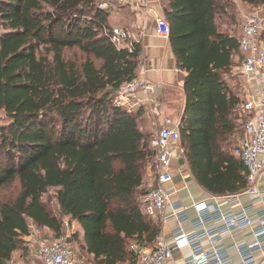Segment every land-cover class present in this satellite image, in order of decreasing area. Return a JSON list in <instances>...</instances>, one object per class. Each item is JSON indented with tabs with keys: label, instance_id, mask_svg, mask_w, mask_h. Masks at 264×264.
Segmentation results:
<instances>
[{
	"label": "trees",
	"instance_id": "obj_1",
	"mask_svg": "<svg viewBox=\"0 0 264 264\" xmlns=\"http://www.w3.org/2000/svg\"><path fill=\"white\" fill-rule=\"evenodd\" d=\"M99 1L0 0V111L7 117L0 126V264L28 255L32 225L52 239L64 236L63 220L43 200L50 189L62 215L83 231L71 245L78 241L92 264H138L131 245L153 246L161 234L140 203L157 154L152 129L145 130L141 107L114 104L138 77L141 44L130 52L113 43L111 8ZM162 10L177 66L187 72L183 157L209 193L245 192L247 169L234 153L245 97L228 79L244 56L241 33L224 28L238 20L235 1L162 0ZM16 181L15 194L3 193Z\"/></svg>",
	"mask_w": 264,
	"mask_h": 264
},
{
	"label": "built area",
	"instance_id": "obj_2",
	"mask_svg": "<svg viewBox=\"0 0 264 264\" xmlns=\"http://www.w3.org/2000/svg\"><path fill=\"white\" fill-rule=\"evenodd\" d=\"M131 0H100L101 9L114 6L128 5ZM245 20L240 34V48L243 60L240 71L255 83L254 89L247 88L248 97L242 105L246 115L242 135L234 148V153L243 162L248 173L249 193L254 198L259 196L258 181L264 173V40L261 32L264 30V19L258 13L244 15ZM134 26H116L113 28L111 39L120 49L126 47L130 52L139 42L134 33ZM156 33L161 37H169L170 26L164 16L156 18ZM155 85L145 80L135 79L124 84L118 91L114 104L125 107L129 112L136 109L141 101L138 93L151 95L155 92ZM246 89V87H245ZM154 139L152 145L157 154L153 164L154 185L140 197L143 210L154 219L160 221L176 218L182 221L186 211L194 208L197 212L199 234L192 235L180 229L168 241L160 234L153 246L141 247L134 243L131 249L138 256V264H232L221 246L222 236L242 229H251L254 240L243 250V259L240 264H261L254 253L264 248V211L253 215L244 209L240 212H225L220 209V203L214 198L212 203H194L178 205L171 203V192L168 188L174 180L173 164L179 161L180 146L179 125L171 119L164 121L154 120L151 123ZM239 195V194H238ZM238 195L226 196L232 202ZM171 206V213L167 207ZM217 216L222 221V228L217 230L209 226L212 218ZM207 242L208 246L202 245ZM188 249L190 252L182 256V263L176 255ZM38 259L41 264H77L73 247L68 237L59 239H42L38 243Z\"/></svg>",
	"mask_w": 264,
	"mask_h": 264
},
{
	"label": "crops",
	"instance_id": "obj_3",
	"mask_svg": "<svg viewBox=\"0 0 264 264\" xmlns=\"http://www.w3.org/2000/svg\"><path fill=\"white\" fill-rule=\"evenodd\" d=\"M235 1V16L239 17L246 14L250 5L243 3L241 0ZM111 12L118 17V26H134V33L137 40L141 44L140 65L138 69L137 79L148 81L155 85V92L151 95L138 93L137 99L141 101L138 107L144 110L145 115V130L151 128V123L154 120L164 121L171 119L179 125L183 116L185 107V92L184 78L187 72L181 70L177 66V60L174 55L170 40L168 37H161L156 33V18L160 15L164 16L161 0H131L128 5L114 6ZM232 14V12H231ZM117 19V18H116ZM153 22L155 25H153ZM152 24V25H151ZM225 29L235 32L238 25L235 22L224 25ZM237 70V69H236ZM241 72V71H240ZM233 73V72H232ZM243 86V96L248 97L247 88L254 89L255 83L248 80L246 75L240 73ZM230 75V74H228ZM227 75V76H228ZM246 87V89H245ZM137 107V108H138ZM136 108V109H137ZM242 135V129L235 136V145L238 143ZM178 154L183 157L181 150ZM174 180L168 185L171 192V203L178 205H191L194 203H212L216 197L220 203V209L225 212L237 213L244 209L248 210L253 215H259L264 211V173L258 181L259 196L254 198L249 193L242 192L230 202L226 196H215L206 191L193 177L189 164L185 160L181 165L179 161L173 164ZM154 185V178L148 169L145 187L151 188ZM172 208L167 207V213H171ZM197 212L194 208H189L186 211L185 218L180 221L176 218H170L162 221L161 234L170 241L180 229L186 233L199 234L198 227L195 226L197 221ZM77 224V229L81 232V226ZM222 221L216 215L212 218L209 226L220 230ZM29 248V253L35 244H38L37 239L33 240L32 233L25 237ZM254 240L251 229H242L232 233H226L222 236L221 246L224 248L226 257L232 264H240L243 259V250L246 245ZM203 246L207 247L208 243L203 242ZM189 250L185 249L176 255L179 263H182V256L189 254ZM20 257V253L17 252ZM254 257L258 262L264 261V248L255 251ZM22 259V258H21ZM21 264V263H20ZM25 264H41L40 259L33 261L30 256H25Z\"/></svg>",
	"mask_w": 264,
	"mask_h": 264
},
{
	"label": "rangeland",
	"instance_id": "obj_4",
	"mask_svg": "<svg viewBox=\"0 0 264 264\" xmlns=\"http://www.w3.org/2000/svg\"><path fill=\"white\" fill-rule=\"evenodd\" d=\"M161 3H162V0H161ZM250 13H258L264 19V5L259 6V7H251L249 9H247L246 15H248ZM115 17L117 19L114 18L113 14H112L111 22H112V25L118 26V25H120V23L118 22V17L117 16H115ZM237 19L238 20L236 21V24L238 25V29L236 31H238L237 35H239L241 33L242 25L244 23L245 17L244 16L241 17V15H240ZM153 25H155L154 22H153ZM263 27H264V22H263ZM71 54L72 53H70V55ZM240 73L241 72H240L239 68L237 70L234 69L233 73L230 74V78H228L230 85L234 88V91L236 93H240V91H242L241 86H243V82H242V79L240 78V75H241ZM6 121H7L6 114L3 111H0V126L2 124L6 123ZM151 129H152V126H151ZM152 133L154 135L153 131H152ZM149 166L150 167L148 169H150V173L153 176V169H152L153 167H152V165H149ZM147 173H148V171H147ZM17 183H18V181L14 182L12 185L6 186L3 193L15 194L18 190ZM43 200L48 204V206L53 211V213H55L60 219L63 220L64 236L68 237L69 240L71 237L73 238L74 234L77 233V231H78L77 224L75 221H72L68 216L62 215L61 210H60V206H59L57 198H56L55 189H50V191L44 196ZM31 233L33 235V240H35V239H37L38 241L42 240V239L54 240L51 238L52 233L46 228H39V227H36L35 225H32ZM73 242H74L73 245L75 247V251H74L75 253L74 254H76L75 259H76L77 264H92L90 262L89 257L84 252L83 253L80 252L79 242L78 241H73ZM73 245H72V247H73ZM28 256H30L33 261L38 259V244L34 245L31 252L28 253ZM24 258H25V256H23L21 259V257H19V254H16L13 256L11 264H20V263L25 264ZM261 264H264V261Z\"/></svg>",
	"mask_w": 264,
	"mask_h": 264
},
{
	"label": "water",
	"instance_id": "obj_5",
	"mask_svg": "<svg viewBox=\"0 0 264 264\" xmlns=\"http://www.w3.org/2000/svg\"><path fill=\"white\" fill-rule=\"evenodd\" d=\"M184 162H185V159H184V157H181V158L179 159V163H180L181 165H183V164H184Z\"/></svg>",
	"mask_w": 264,
	"mask_h": 264
}]
</instances>
